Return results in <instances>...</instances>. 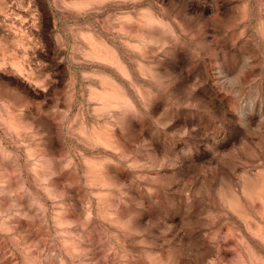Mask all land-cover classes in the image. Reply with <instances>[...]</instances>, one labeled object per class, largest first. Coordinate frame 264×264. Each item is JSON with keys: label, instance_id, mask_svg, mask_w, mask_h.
Instances as JSON below:
<instances>
[{"label": "rangeland", "instance_id": "374dc122", "mask_svg": "<svg viewBox=\"0 0 264 264\" xmlns=\"http://www.w3.org/2000/svg\"><path fill=\"white\" fill-rule=\"evenodd\" d=\"M0 264H264V0H0Z\"/></svg>", "mask_w": 264, "mask_h": 264}]
</instances>
